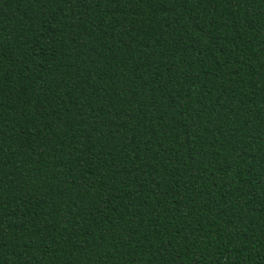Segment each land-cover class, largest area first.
Returning <instances> with one entry per match:
<instances>
[{"label":"trees","instance_id":"trees-1","mask_svg":"<svg viewBox=\"0 0 264 264\" xmlns=\"http://www.w3.org/2000/svg\"><path fill=\"white\" fill-rule=\"evenodd\" d=\"M0 264H264V0H0Z\"/></svg>","mask_w":264,"mask_h":264}]
</instances>
